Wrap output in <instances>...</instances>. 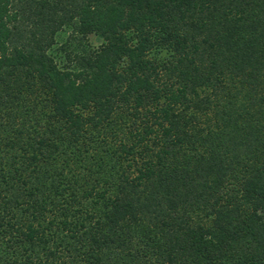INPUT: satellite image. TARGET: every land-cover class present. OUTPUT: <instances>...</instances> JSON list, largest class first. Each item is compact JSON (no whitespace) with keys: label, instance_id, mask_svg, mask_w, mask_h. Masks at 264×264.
<instances>
[{"label":"trees","instance_id":"1","mask_svg":"<svg viewBox=\"0 0 264 264\" xmlns=\"http://www.w3.org/2000/svg\"><path fill=\"white\" fill-rule=\"evenodd\" d=\"M0 264H264V0H0Z\"/></svg>","mask_w":264,"mask_h":264},{"label":"rangeland","instance_id":"2","mask_svg":"<svg viewBox=\"0 0 264 264\" xmlns=\"http://www.w3.org/2000/svg\"><path fill=\"white\" fill-rule=\"evenodd\" d=\"M66 37H67V34L63 33V34H61V36L58 37V39L61 42V41H64L66 39Z\"/></svg>","mask_w":264,"mask_h":264}]
</instances>
